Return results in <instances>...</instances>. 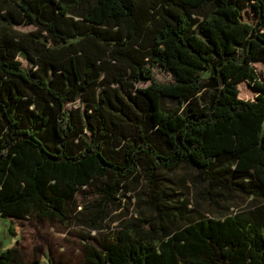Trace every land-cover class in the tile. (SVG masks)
I'll list each match as a JSON object with an SVG mask.
<instances>
[{"label":"trees","instance_id":"trees-1","mask_svg":"<svg viewBox=\"0 0 264 264\" xmlns=\"http://www.w3.org/2000/svg\"><path fill=\"white\" fill-rule=\"evenodd\" d=\"M255 63L264 0H0V216L67 227L90 210L100 236L82 234L94 240L85 264H264ZM182 166L218 207L235 193L260 202L208 215L167 185L162 172ZM142 187L130 214L126 198ZM85 188L93 202L78 201ZM112 207L126 216L105 229ZM2 246L0 264H27ZM40 261L37 251L30 264Z\"/></svg>","mask_w":264,"mask_h":264},{"label":"rangeland","instance_id":"rangeland-1","mask_svg":"<svg viewBox=\"0 0 264 264\" xmlns=\"http://www.w3.org/2000/svg\"><path fill=\"white\" fill-rule=\"evenodd\" d=\"M23 31H29L35 27L32 25H22L17 27ZM25 68L31 69L32 64L26 60H22ZM259 75L264 78V65L261 63L254 64ZM155 78L161 82H172L174 79L170 73L165 71L159 65H152ZM149 82H138L139 87H145ZM241 97L253 98L255 91L247 83L240 84ZM79 102L68 104L67 108L72 109L77 107ZM162 175L170 178L172 182L167 181L169 187L178 188L179 192H185L193 201L191 206L198 205L208 215L223 216L228 212H235L240 209L251 208L257 205L260 200L242 193H235L232 197L226 198L223 201V207H218L209 201L204 200L199 192L200 186L193 185L190 181L191 170L188 167L182 166L173 172H162ZM144 187L136 192L129 193L131 197L126 198L127 204L130 206V214L136 213L139 208V193H142ZM93 202L96 198L94 193L89 188L81 190L78 194V201ZM80 205L78 210H82ZM125 210L111 208L110 216L104 223V228L108 229L117 224L126 216ZM90 210H85L81 219L75 220L67 227L62 226L58 222L45 221L39 223L34 219H6L0 216V239L2 240V249L16 247L20 250L22 258L27 264H30L35 253L41 251L40 264H85L84 251L82 244L84 242H94L93 239H84L82 234H89L90 229L87 227L84 220H88ZM95 237L100 236L96 230L90 232Z\"/></svg>","mask_w":264,"mask_h":264}]
</instances>
